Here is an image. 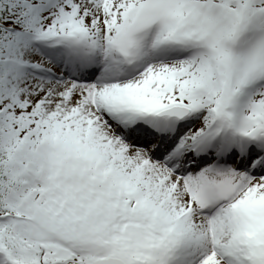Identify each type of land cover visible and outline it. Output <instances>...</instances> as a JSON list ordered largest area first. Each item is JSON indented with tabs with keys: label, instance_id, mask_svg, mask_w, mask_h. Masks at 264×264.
<instances>
[{
	"label": "snow or ice",
	"instance_id": "obj_1",
	"mask_svg": "<svg viewBox=\"0 0 264 264\" xmlns=\"http://www.w3.org/2000/svg\"><path fill=\"white\" fill-rule=\"evenodd\" d=\"M0 264H264V0H0Z\"/></svg>",
	"mask_w": 264,
	"mask_h": 264
}]
</instances>
